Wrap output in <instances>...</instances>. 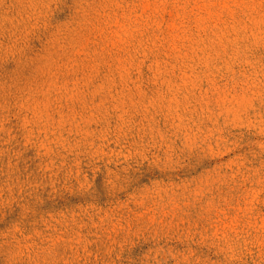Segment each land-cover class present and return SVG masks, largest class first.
I'll list each match as a JSON object with an SVG mask.
<instances>
[{
	"label": "rangeland",
	"instance_id": "1",
	"mask_svg": "<svg viewBox=\"0 0 264 264\" xmlns=\"http://www.w3.org/2000/svg\"><path fill=\"white\" fill-rule=\"evenodd\" d=\"M0 264H264V0H0Z\"/></svg>",
	"mask_w": 264,
	"mask_h": 264
}]
</instances>
